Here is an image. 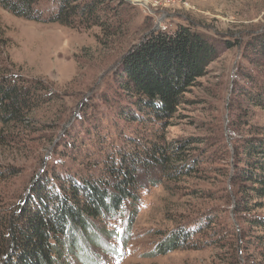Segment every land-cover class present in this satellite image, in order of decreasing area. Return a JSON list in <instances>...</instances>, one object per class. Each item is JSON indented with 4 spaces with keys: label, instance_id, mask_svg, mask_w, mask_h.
Instances as JSON below:
<instances>
[{
    "label": "rangeland",
    "instance_id": "1",
    "mask_svg": "<svg viewBox=\"0 0 264 264\" xmlns=\"http://www.w3.org/2000/svg\"><path fill=\"white\" fill-rule=\"evenodd\" d=\"M159 1L105 0L99 11L107 21L103 27L35 21L0 3L3 67L41 81L46 88L37 96L27 123L7 125L0 117V166L15 172L0 180V212L14 213L38 174L52 165L99 174L105 155L123 141L116 101L121 96L116 71L122 58L150 33L188 25L223 44L220 55L189 88L165 130L155 133L159 125H124L131 136L156 134L160 144L171 149L186 141L183 157L197 164L173 173L185 161L171 156L141 169L137 199L127 200L117 215L95 222L93 232L104 243L91 245L88 253L98 264H245L254 259L264 264L253 254L259 250L255 238L241 248L234 245L231 231L240 224L234 198L228 196L234 139L264 126V110L248 106L233 93L236 82L242 81L243 66H250L243 55L245 44L264 32V0H176L169 6ZM53 5L54 0L39 3L45 10ZM225 40L234 46L226 48ZM70 128L81 144L67 156L60 143ZM256 213L264 215V207ZM204 216L205 229L194 236L200 247L158 251V244L177 228L193 226ZM86 237L79 253L88 248ZM76 256L68 254L67 262L86 264Z\"/></svg>",
    "mask_w": 264,
    "mask_h": 264
},
{
    "label": "trees",
    "instance_id": "2",
    "mask_svg": "<svg viewBox=\"0 0 264 264\" xmlns=\"http://www.w3.org/2000/svg\"><path fill=\"white\" fill-rule=\"evenodd\" d=\"M40 1L0 0V3L13 13L35 21L71 27L85 22L103 27L107 23L99 15L105 0H54L47 10L39 6ZM225 44L226 48L234 46L229 40ZM222 47L213 36L179 25L169 32H152L130 48L116 71L121 90L116 100L117 121L121 123L118 129L123 141L105 155L99 174L80 172L67 165H52L39 173L15 212L9 215L0 212V264H69L70 253L86 264H98L88 253L91 245L104 243V238L93 232L95 222L117 215L127 200L137 199L140 170L172 157L185 161L173 173L187 171L197 164L195 159L188 161L183 157L189 145L186 141L171 149L160 144L156 134L131 136L126 133L124 123L152 128L159 125L155 133L165 130L189 88L220 55ZM243 55L250 66H243L242 81L236 82L233 93L248 106L264 110V32L245 44ZM12 71L3 67L0 60V117L4 124L23 125L31 118L37 96L46 88L41 86V81L26 79ZM240 109L245 111L244 106ZM65 134L66 140L60 145L68 156L69 151L79 150L81 139L73 135L71 128ZM233 148L229 162L233 166L229 191L233 193L228 196L234 198V212L240 224L231 231L237 240L234 245L241 248L255 238L259 250L253 254L264 261V215L256 213L264 207V126L235 138ZM14 174L10 168L0 166V180ZM207 222L204 216L193 226L177 228L167 242L158 244V251L200 247L201 242H195L194 236L205 229ZM101 233L105 235L106 230L102 229ZM84 236L89 245L79 253L77 249L83 247L80 241ZM252 245H255L253 241ZM245 264L262 262L254 259Z\"/></svg>",
    "mask_w": 264,
    "mask_h": 264
},
{
    "label": "built area",
    "instance_id": "3",
    "mask_svg": "<svg viewBox=\"0 0 264 264\" xmlns=\"http://www.w3.org/2000/svg\"><path fill=\"white\" fill-rule=\"evenodd\" d=\"M158 3L165 4L166 6L176 3V0H160Z\"/></svg>",
    "mask_w": 264,
    "mask_h": 264
}]
</instances>
